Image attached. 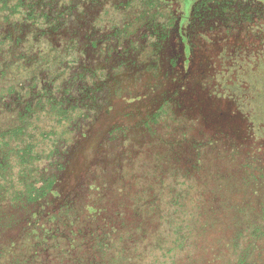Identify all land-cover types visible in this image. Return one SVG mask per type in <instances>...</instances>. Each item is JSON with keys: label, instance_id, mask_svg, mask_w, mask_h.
Instances as JSON below:
<instances>
[{"label": "rangeland", "instance_id": "374dc122", "mask_svg": "<svg viewBox=\"0 0 264 264\" xmlns=\"http://www.w3.org/2000/svg\"><path fill=\"white\" fill-rule=\"evenodd\" d=\"M36 1L39 25L0 48V87L15 85L4 111L22 113L38 150L63 148L60 167L43 158L24 179L49 175L51 194L22 209L0 199L12 209L0 245L38 218L56 237L83 233L68 252L82 262L54 253L51 264H264V128L209 82L230 62L220 55L264 52V2L231 1L249 12L240 22L225 1Z\"/></svg>", "mask_w": 264, "mask_h": 264}, {"label": "trees", "instance_id": "16d2710c", "mask_svg": "<svg viewBox=\"0 0 264 264\" xmlns=\"http://www.w3.org/2000/svg\"><path fill=\"white\" fill-rule=\"evenodd\" d=\"M34 1L35 0H0V48H2V46L8 49L11 48L12 35L17 34L24 36L23 33L27 28L39 25L40 22L36 21L39 15L33 16V13H39L40 4ZM222 1L228 3L229 8L232 7V13L233 9L238 12L240 22H245L244 16L249 14V12H247V10L242 11L240 5L246 3L248 0H194L195 3H193V6L197 9L200 3L203 4L205 2V4H210V6L212 5L215 8L221 4ZM231 1L240 3V11L229 4ZM259 1L264 2V0ZM210 6L209 9L211 8ZM22 27L25 28V31L20 30ZM255 29L264 30V24L261 25V23H259L255 25ZM17 38L18 44L21 43L22 39L19 37ZM19 46L20 45H18V48L17 45L15 47L13 46L14 50H12L22 51ZM254 56L257 57L256 61L252 59V61L248 63H243L241 61L242 58H239V54L220 55L222 59L226 58L230 60V62L228 64H222V67L215 64L212 68L213 70L209 77V82L214 83L213 89L215 91H211L212 93L229 96L236 100L243 111L241 112L247 113L246 115L251 119L248 120L251 121L254 126L253 128L256 126H262V128H264V61L262 60L264 59V52H256ZM7 75H9L7 74V70L0 74L3 78ZM14 90V84L9 85L7 83V85L0 87V199L10 196V202L13 201L14 204H17L15 207L22 209L23 205L28 203L35 204L53 191L56 180L49 177V175L45 178L42 177V180L38 182L26 181L24 179L29 175L39 172L38 165L43 158L49 161L48 165L51 164L55 168L60 167L55 160L53 161V157L60 153L59 149L63 147L61 143H57L56 145H60H54L48 153L47 151L44 152L43 149L38 150L41 141H38L36 138L33 140L30 139L26 127L21 125V123H16V119L19 122L24 120L22 119V113L17 112L15 118L13 117L11 109L9 110L10 113L4 111V108L11 106L10 102H12L13 105L16 103V101L12 99ZM4 115L5 117L3 118ZM2 118L4 121H2ZM56 118L57 116L55 115L52 120H54V123L57 122L59 124L60 122L57 121ZM8 119L12 126L7 124ZM143 124L147 126L146 122ZM70 128L71 126L65 128L64 131L70 132ZM64 131L53 134L56 136V141H60L61 134H65ZM39 134L40 138L44 135V133ZM48 134L46 133V136H48ZM16 135H20V137L26 136V139H15L14 136ZM48 165H45V170H47ZM53 170L54 169L51 167L52 172ZM11 210L3 212V209L0 208V223L7 218V214L10 213ZM46 224L47 223H42L38 218H35L32 223H26L25 226L27 228L17 242L13 241L3 246L0 245V264H51L48 262L53 261H48V258L54 253L65 254L70 260L75 259L76 263L79 261L82 262L79 257L75 258L70 256L68 252L70 253V251L75 248V250L78 251L77 240L83 233L77 231L74 235V232L70 230L69 234L70 236L72 234V236L69 237L70 239L68 240L67 237L61 238L51 235ZM85 228V231L89 230L87 231L88 234L85 235L86 239L87 236L93 234V232L90 231V224ZM54 234L57 235L58 231H55ZM81 239H83V237ZM66 240L72 243L69 245V248L68 244H62ZM48 242L49 245L47 244ZM50 243L52 245H50ZM103 246L101 241L94 238L89 250L99 253L98 251L102 249ZM46 255L49 256L45 259L44 257ZM90 255L91 254H85L84 257H89ZM93 258L95 257L89 259L92 260ZM110 262L115 263L112 260Z\"/></svg>", "mask_w": 264, "mask_h": 264}]
</instances>
